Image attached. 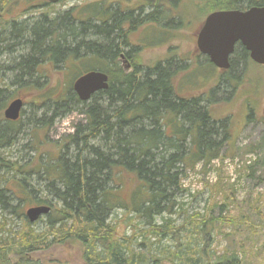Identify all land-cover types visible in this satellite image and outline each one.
Segmentation results:
<instances>
[{
	"label": "trees",
	"instance_id": "1",
	"mask_svg": "<svg viewBox=\"0 0 264 264\" xmlns=\"http://www.w3.org/2000/svg\"><path fill=\"white\" fill-rule=\"evenodd\" d=\"M213 4V11H243L264 6V0H213ZM5 5L0 0V150L22 133L16 125L19 119L5 120L3 112L11 100L21 98L23 90L37 91L32 106L42 115L50 113V120L73 112L81 119L71 133L57 141L54 158L34 154V162L17 163V168L13 163L0 167L3 182L20 177L14 188L6 184L0 189L4 209L9 201L17 200L28 207H50L43 216L42 232L31 228L24 215V231L17 240L0 243V257L9 251L20 257L11 264H40L30 258L33 251L54 240L72 238L87 243L91 250L85 254L88 264H241L236 251L210 259L199 239L193 245L185 244L182 251L160 244L177 229L172 223L181 207L178 198L185 192V171L199 163L205 168L218 159L220 147L229 138L227 121L214 119L205 107L210 99L181 95L178 90L185 82L174 77L177 69L158 65L126 71L120 67L117 58L128 46L126 34L130 30L123 29L120 16L112 19L102 7L93 12L72 8L51 19L44 16L29 23L2 18ZM237 51L242 58L249 57L240 44L235 45L232 55ZM6 54L12 55L7 63L2 60ZM69 61L93 63L91 68H78L72 79L97 70L107 74L108 88L83 102L72 91L71 79L52 94L53 87L45 80L46 64L69 68ZM229 62L230 69L233 59ZM5 72L11 75L8 83ZM251 115L249 110L247 119ZM35 122H29L30 129H36ZM37 125L44 127V122L38 120ZM30 144L36 151L38 143L33 140ZM12 209L21 214L14 210L17 207ZM116 210L124 213L125 222L136 220L157 238L155 243L148 241L145 253L134 251L133 235L113 239ZM195 217L198 220L192 223L200 234L208 224L217 226L212 217L202 221L198 214Z\"/></svg>",
	"mask_w": 264,
	"mask_h": 264
},
{
	"label": "rangeland",
	"instance_id": "2",
	"mask_svg": "<svg viewBox=\"0 0 264 264\" xmlns=\"http://www.w3.org/2000/svg\"><path fill=\"white\" fill-rule=\"evenodd\" d=\"M4 1L6 5L2 18L17 21L25 19L34 23L44 16L51 19L72 8L93 12L95 7L110 4L111 9L118 5L126 9L139 0H60L55 4H45L44 0L41 3L36 2L37 0ZM178 1L174 6L164 2L161 4H165V10L172 7L171 14L181 18L183 24L179 28L164 26L163 29L168 33L158 34L156 28L141 26L130 34L131 42L134 43H142L143 34L148 36L132 62L140 66L141 70L152 68L157 63L164 64L163 62L170 63L172 71L179 70L174 77L185 84L178 92L184 97L209 98L210 103L205 104V107H208L214 119L227 121L229 138L220 147L218 159L205 168L199 163L194 169L185 171L182 180L185 192L178 198L181 207L173 216L175 221L172 223L177 229L173 236L170 235L167 241L161 240L160 244L175 246L174 250H179L180 247L182 251L187 248L185 244L193 245L199 239L197 241L208 252L210 259L224 252L236 251L241 264H264V65L254 63L249 57L242 58L238 51L230 56L233 63L227 71L210 64L208 58L197 50L196 34L205 18L213 12V0ZM11 56L6 54V59L2 60L7 63ZM69 64V68L62 64H46L44 75L47 84L53 87L52 94L60 91L77 70L93 66V63L84 61H69ZM119 66L122 67L120 63ZM3 76L5 83H8L11 75L5 72ZM76 77L72 79L71 86ZM36 93L35 90L29 93L23 90L20 94L24 101L23 114L16 125H20L23 130L13 144L0 150V158L3 159L0 167L13 163L17 168V163L23 165L28 160L34 162V154L37 158L39 155L54 158L58 150L57 141L71 133L73 125L81 119L79 114L73 112L50 120V113L42 115L32 106ZM249 110L252 112L251 119H247ZM35 120L36 129L32 130L29 122ZM38 120L44 122V127L37 125ZM31 134H35L39 142ZM33 140L38 143L35 152L30 144ZM6 173L2 174L5 176ZM9 177L8 175L7 178ZM17 178H11L8 182L0 179V189L6 184L14 188ZM1 200L3 196L0 198V243L9 238L17 240L24 231V213L29 207L17 200L9 201L4 209ZM13 207H17L14 210L21 214L14 213ZM195 214L200 216L199 220L210 217L216 219L218 222L213 223L217 226L208 224L200 234L192 223L193 220H198ZM124 218L122 211L114 212L113 239L133 235L134 251L145 253L148 241L155 243L157 238L147 233V226H142L136 220L132 223L125 222ZM43 221L44 217L30 223V227L42 232L45 229ZM90 252L87 243L68 238L54 240L51 245L33 251L30 258L40 264H88L85 254ZM19 258L17 253L7 251L0 257V264L15 263Z\"/></svg>",
	"mask_w": 264,
	"mask_h": 264
},
{
	"label": "water",
	"instance_id": "3",
	"mask_svg": "<svg viewBox=\"0 0 264 264\" xmlns=\"http://www.w3.org/2000/svg\"><path fill=\"white\" fill-rule=\"evenodd\" d=\"M45 1L55 4L60 0ZM236 44L244 47L254 63L264 65V6H253L243 11L217 10L205 18L199 29L196 45L199 52L206 55L216 68L229 69L230 56ZM107 88V74L97 70L82 73L72 83L73 92L83 102ZM23 106L22 98L11 100L4 109V119L18 120ZM49 212L48 205H36L26 209L24 215L30 223H33Z\"/></svg>",
	"mask_w": 264,
	"mask_h": 264
},
{
	"label": "flooded vegetation",
	"instance_id": "4",
	"mask_svg": "<svg viewBox=\"0 0 264 264\" xmlns=\"http://www.w3.org/2000/svg\"><path fill=\"white\" fill-rule=\"evenodd\" d=\"M158 2H160V3L158 4ZM161 2L168 3L169 6L170 5L174 6V4H177L179 1L178 0H139L137 4L128 5V8H126V9H123L119 5H118V7H114L113 9L110 8V4H108L107 6H100V8L102 7V10L106 11V13L107 12L110 13L109 15L112 17V19L114 17L117 18L120 16L123 19V29L124 30H127V29L130 30L126 34L128 46L122 49V51L119 53L118 58H117L118 63H120L122 65V68L124 70L132 71L133 69H141L140 66L134 65V63L132 62L133 61L132 58L135 55H137V53H139V52H137L139 47L140 48L143 47V43H145V41L147 40L148 37H146V35L143 34L142 43L131 42L130 34L136 28L141 27V26H146L147 28L152 27V28L157 29L158 34H165L166 32L168 33V31L163 29L164 26H168V27H176L177 26L176 28H179L183 24L181 18H178L174 14H171L172 7H170L169 10H165L163 8V6H165V4H161ZM46 4H49V3H46ZM181 6H182V4H181ZM147 9H148V11H147ZM167 11H169V12H167ZM106 17H107V15H106ZM177 23H178V25H177ZM131 24H132V26H131ZM145 28H144V30H145ZM169 33H173V32H169ZM197 35H198V32L196 34V39H197ZM145 37H146V39H145ZM133 47L134 48L138 47V48L136 49V51L132 52L131 48H133ZM197 50H198V48H197ZM198 52H199V50H198ZM204 56H206V55H204ZM208 61H209V59H208ZM163 63L164 64L157 63L154 67H156L158 65H161L162 68L170 66V63H168V62H163ZM154 67H152V68H154Z\"/></svg>",
	"mask_w": 264,
	"mask_h": 264
}]
</instances>
